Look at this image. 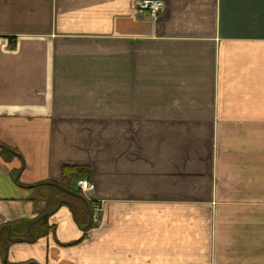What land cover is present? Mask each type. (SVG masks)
<instances>
[{
	"label": "crops",
	"instance_id": "0c3cea01",
	"mask_svg": "<svg viewBox=\"0 0 264 264\" xmlns=\"http://www.w3.org/2000/svg\"><path fill=\"white\" fill-rule=\"evenodd\" d=\"M140 1L0 0V264H264V0Z\"/></svg>",
	"mask_w": 264,
	"mask_h": 264
},
{
	"label": "built area",
	"instance_id": "2783aa9c",
	"mask_svg": "<svg viewBox=\"0 0 264 264\" xmlns=\"http://www.w3.org/2000/svg\"><path fill=\"white\" fill-rule=\"evenodd\" d=\"M136 7L139 13L155 18L163 11L164 5L161 0H142L137 3ZM77 187L86 197L94 191V186L86 180L79 181Z\"/></svg>",
	"mask_w": 264,
	"mask_h": 264
},
{
	"label": "water",
	"instance_id": "95a60500",
	"mask_svg": "<svg viewBox=\"0 0 264 264\" xmlns=\"http://www.w3.org/2000/svg\"><path fill=\"white\" fill-rule=\"evenodd\" d=\"M38 186H49V187L56 188V189L62 191L63 193H65L66 195H69V196H72V197H75V198H78V199L82 200L86 204L85 197H83L82 195L75 194L72 191L63 188V187H61L58 184H55V183H52V182H42V183H39ZM61 205H66V206H68L71 209V211H73V208H72L71 204L69 202L63 200V201H61L58 204V206L52 212L43 214L40 217H38L37 219H35L32 223H30V225H29V227L27 229V233H28V235H30V238H31L32 242H34L35 239L31 235V227L34 226L35 224H37L38 222H40L41 220H43L44 218H48L50 216H53L58 211V209L61 207ZM12 241L13 240H11V242ZM14 241L15 242H22L23 240L22 239H15Z\"/></svg>",
	"mask_w": 264,
	"mask_h": 264
},
{
	"label": "trees",
	"instance_id": "16d2710c",
	"mask_svg": "<svg viewBox=\"0 0 264 264\" xmlns=\"http://www.w3.org/2000/svg\"><path fill=\"white\" fill-rule=\"evenodd\" d=\"M81 172H82V170H78L76 168H70V167L69 168H65V170L63 171V179H64V181L61 184V187L70 190V187L66 184V181L70 180L73 177V175L77 176V175L82 174ZM52 191L54 192V194H60V195H64L65 196V194L62 191H60V190H58L56 188H53ZM45 222H46V220H42V222H40V223L41 224H45ZM46 228L47 227H45L44 229H46ZM46 230H48V229H46Z\"/></svg>",
	"mask_w": 264,
	"mask_h": 264
}]
</instances>
